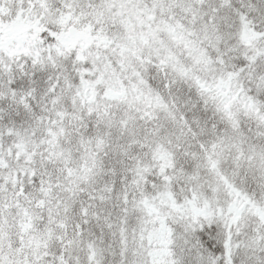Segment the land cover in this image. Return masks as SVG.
Masks as SVG:
<instances>
[{"label": "snow or ice", "instance_id": "6c2138e0", "mask_svg": "<svg viewBox=\"0 0 264 264\" xmlns=\"http://www.w3.org/2000/svg\"><path fill=\"white\" fill-rule=\"evenodd\" d=\"M0 264H264V0H0Z\"/></svg>", "mask_w": 264, "mask_h": 264}]
</instances>
